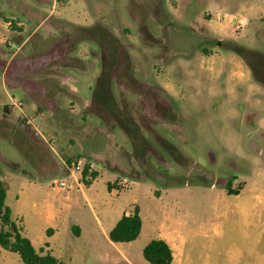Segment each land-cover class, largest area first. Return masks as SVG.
<instances>
[{"label": "rangeland", "instance_id": "1", "mask_svg": "<svg viewBox=\"0 0 264 264\" xmlns=\"http://www.w3.org/2000/svg\"><path fill=\"white\" fill-rule=\"evenodd\" d=\"M65 1L0 0V180L11 181L5 203L12 221L35 249L43 246L46 223L32 204L63 200L70 189L56 185H72L67 161L82 168L90 161L99 176L71 196L115 210L114 217L137 205L143 230L135 241L113 245L95 224L97 210L84 214L78 239L68 218L51 240L66 264H126L119 253L148 264L142 248L168 230L182 233L194 264H264V42L248 34L247 47L238 45L249 50L237 55L250 75L234 92L226 90L225 73L214 86L208 75L195 84L202 48L216 44L207 38L219 24L233 27L237 6L217 20L224 0ZM251 3L264 0L239 1ZM234 46L221 43L233 53ZM60 65H69L68 80L48 88L57 102L40 103L47 111L40 113L31 99L45 93L38 74ZM166 83L175 86L174 97L161 90ZM19 119L31 125H17ZM15 193L23 205L15 206ZM0 264L22 262L0 247Z\"/></svg>", "mask_w": 264, "mask_h": 264}, {"label": "crops", "instance_id": "2", "mask_svg": "<svg viewBox=\"0 0 264 264\" xmlns=\"http://www.w3.org/2000/svg\"><path fill=\"white\" fill-rule=\"evenodd\" d=\"M239 1L240 0H224L222 4V13H218L216 15V19L220 20L224 13L226 14L227 11H230L236 6L238 8L236 10L237 15L231 18L232 20L231 25L233 26L232 28L228 25L219 24L217 27L213 28V32L211 36L207 38V41L210 43L211 47H213L212 46L213 42H216V44L213 47V49H210L208 47L202 48L203 55L199 56V59L196 62L199 75L196 78L195 84L202 85L203 76L208 75L209 76L208 84L214 86V84H216V81H219V79L222 78L223 73L226 74L224 82L226 83V90L228 92L230 91L234 92L235 87L239 88L244 84L248 83L250 74L247 66L244 64L243 59L239 57L236 53H233L231 51L222 48L221 43L231 42L237 45L247 47L246 45H244L245 44L244 42H245V37L248 34L249 35L253 34L254 36H257L258 38H260V40L264 42V4L251 3L241 7ZM51 4L52 7L50 13H53L56 9V5L55 2ZM65 4L66 1L63 5ZM37 13L41 14L39 12ZM206 16H210V15L207 14ZM49 18L50 16L48 15L45 16L38 26H40L42 22H44ZM67 22L70 23L69 21ZM257 23H261L263 24V26L259 28ZM242 27H247V28L245 31L241 32ZM217 49H221L223 54L219 55ZM229 66L231 68V71L228 72L227 67ZM161 90L171 97H174L176 95L175 86L171 83H166L165 85L161 86ZM71 93H75V91H73L72 89ZM76 97L79 98V96L77 95ZM79 99L84 103V107L89 105L87 101L83 100L82 98ZM4 106L5 105H3V107ZM90 166H92L91 163ZM78 176L79 174L76 176V178ZM98 176H99V172H98ZM95 180L91 183L89 187H85L81 182L76 183L72 181L71 182L72 185L70 186V191L67 192L68 196H66L63 200L58 201L56 199L47 198L40 203V207L36 203L32 204V208L34 209L36 216L40 220H44L46 223L45 232L47 229L50 230V233L48 235L45 233L46 239H44L43 241V246L45 243H47L48 247L44 249L49 250L54 257L62 261L64 260L63 257H61V255H57L54 249L52 248L51 240L54 237H56V235L59 232V228L61 224L67 222L66 220L68 218H72V221L74 222V224L71 225L70 230L73 233L72 229L74 228L76 232L73 233L74 237L78 239L83 234V226H84L83 217L87 210L91 212H94L95 210L98 211L100 218L97 217V215H94V221L97 227H99L106 235H108L109 231L114 227L120 216L123 213H126L125 211L118 212L117 215L114 217V213L116 212L115 210L112 209L104 210L102 207H98L97 209H95L92 206L91 200L82 199V198L77 199L71 196L72 193L82 194L84 190L81 188V186H84V189L89 190L92 184L95 182ZM4 186L6 190V197H5V202H6L8 192L11 189V181L4 183ZM14 199H15L14 200L15 206L17 207L25 203L22 193H15ZM5 205L7 204L5 203ZM7 206L10 208L11 216H12L14 209L9 205ZM103 225H105V227H103ZM25 230H26L25 227H23L22 235L27 237L30 240L33 247L35 248L32 240L29 238ZM142 230H143V222H142V228L140 234L142 233ZM156 239L164 240L170 247L173 255L171 264H194L188 259L191 251L190 250L191 246L188 245L186 239L184 238V236L180 231L178 230L159 231L158 237ZM111 244L115 245L114 243ZM41 247H38L35 250L38 251ZM119 257L126 264H132L130 260L123 253H119Z\"/></svg>", "mask_w": 264, "mask_h": 264}, {"label": "trees", "instance_id": "3", "mask_svg": "<svg viewBox=\"0 0 264 264\" xmlns=\"http://www.w3.org/2000/svg\"><path fill=\"white\" fill-rule=\"evenodd\" d=\"M78 32L82 31L81 27H77L73 25ZM71 51L69 52V56L75 62L73 66H77V63L81 60L75 56L76 52V42H72ZM70 50V49H69ZM234 53L239 54L241 57L247 55L249 50H246L243 47H240L235 44ZM205 53V52H203ZM66 67H69L67 65ZM63 65L56 66L52 68H44L38 74V80H36V84L39 86L38 88H45L44 95L41 97L34 96L31 99L35 101L38 105L36 111L42 113L46 111L40 103L45 104V102L52 100L53 102H57L55 99V94L50 92L48 89L53 84H59L62 79L68 80L64 74L65 68ZM76 68V67H75ZM57 80V81H56ZM60 92V91H58ZM56 91V93H58ZM8 105H5L2 109L3 113L9 114V110L7 108ZM47 112V111H46ZM83 119V117H82ZM22 125L27 128L25 124V119H19L17 125ZM19 131V130H18ZM32 133V132H30ZM26 141V146H30L33 144L30 134H26L21 132ZM34 135V134H33ZM70 160L67 161L69 163ZM90 161L84 165L81 173L80 180L81 183L85 187H89L91 183L98 177V172L94 170H90L89 168ZM90 171V172H89ZM107 189L109 190L110 184L107 183ZM229 195H238L237 191L227 189ZM5 197L6 190L3 181L0 180V247L10 253L16 254L22 264H65L62 260L54 257L49 250H45L44 248L48 247V244L45 243L43 247H41L38 251L35 250L30 240L22 235V228L16 225L11 219V210L8 206L5 205ZM140 210L137 205L132 207V211L129 213H123L114 227L109 231L107 237L111 243L121 244V243H130L135 241L141 232L142 228V220L140 217ZM72 229V228H71ZM73 233H76L74 228L72 229ZM47 235L50 233V230H46ZM143 259L148 264H171L173 255L168 244L162 239H152L150 240L141 251Z\"/></svg>", "mask_w": 264, "mask_h": 264}, {"label": "built area", "instance_id": "4", "mask_svg": "<svg viewBox=\"0 0 264 264\" xmlns=\"http://www.w3.org/2000/svg\"><path fill=\"white\" fill-rule=\"evenodd\" d=\"M7 44L10 45V42H8ZM13 105L17 107H21L22 104L21 102H17V103H13ZM25 124L31 125L29 120H25ZM66 169L69 179L77 183L80 177L79 179H77L76 176L81 173L83 168L79 165L77 161H70L69 163H67ZM56 187L61 190L70 189V186L67 185L65 180H59Z\"/></svg>", "mask_w": 264, "mask_h": 264}, {"label": "flooded vegetation", "instance_id": "5", "mask_svg": "<svg viewBox=\"0 0 264 264\" xmlns=\"http://www.w3.org/2000/svg\"><path fill=\"white\" fill-rule=\"evenodd\" d=\"M65 76H66V75H65ZM66 78H67V77H66ZM56 81H57V80H56ZM65 82H66V80H65ZM115 84H116V87L119 88V85L117 84V81H116ZM83 148H84V147H83Z\"/></svg>", "mask_w": 264, "mask_h": 264}]
</instances>
